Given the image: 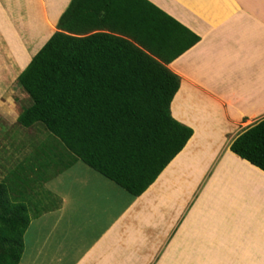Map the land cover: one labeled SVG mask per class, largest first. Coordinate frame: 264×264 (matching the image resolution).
Listing matches in <instances>:
<instances>
[{
    "label": "crops",
    "instance_id": "0c3cea01",
    "mask_svg": "<svg viewBox=\"0 0 264 264\" xmlns=\"http://www.w3.org/2000/svg\"><path fill=\"white\" fill-rule=\"evenodd\" d=\"M71 1L0 0L2 53H38ZM148 1L184 28L175 42L200 38L164 63L181 78L170 112L194 136L139 197L65 154L29 185L43 206L27 204L21 264H264V171L230 149L264 120V0ZM36 140L1 178L13 193L21 171L46 172Z\"/></svg>",
    "mask_w": 264,
    "mask_h": 264
},
{
    "label": "trees",
    "instance_id": "16d2710c",
    "mask_svg": "<svg viewBox=\"0 0 264 264\" xmlns=\"http://www.w3.org/2000/svg\"><path fill=\"white\" fill-rule=\"evenodd\" d=\"M172 24L183 28L148 0H72L17 79L32 101L18 124L44 127L72 160L141 196L194 136L170 112L181 78L166 64L200 38L187 31L190 41L175 42ZM230 149L264 171V120ZM65 154L33 160L44 162L45 177L68 161ZM21 173L15 193L0 183V264H21L24 253L30 215L23 187L39 177Z\"/></svg>",
    "mask_w": 264,
    "mask_h": 264
},
{
    "label": "rangeland",
    "instance_id": "374dc122",
    "mask_svg": "<svg viewBox=\"0 0 264 264\" xmlns=\"http://www.w3.org/2000/svg\"><path fill=\"white\" fill-rule=\"evenodd\" d=\"M31 4L33 7L30 11L32 13V18V16L34 17L33 13L36 11L34 8L36 5H34L33 2H31ZM2 30L3 27L0 26V33ZM36 49L37 48L33 49L30 55L23 57H9L4 55L2 53L3 51L0 50V88L4 90L0 95V183L3 182L1 178H4L8 174L6 169L8 165L13 162H24L28 156L31 155V147L28 146L29 141L34 137L35 139L37 138L36 141L40 144L39 148H42L41 155H47L46 158H50L49 160L55 159V155L65 154L67 151L63 143L44 127L37 124L35 127L27 130L18 124V118L23 112V109L29 107L32 101L18 85V78L16 77L27 68L37 53ZM55 173V169L47 172L44 178L45 183L53 179L56 175ZM34 176L40 178L43 174H35ZM23 183L25 184V181H23ZM30 188L31 186L24 191V198L22 201H24L26 205L28 204V206L31 201L33 207L32 209L30 208V213L33 215L34 212L32 210L36 208V212H39L43 203L38 197V201L36 199V201L33 202L36 193H34V191L33 194H31L29 192L31 191ZM40 188H44V183L40 184Z\"/></svg>",
    "mask_w": 264,
    "mask_h": 264
}]
</instances>
